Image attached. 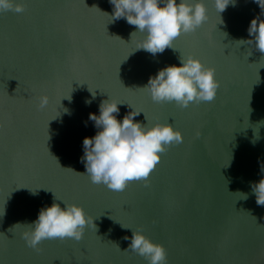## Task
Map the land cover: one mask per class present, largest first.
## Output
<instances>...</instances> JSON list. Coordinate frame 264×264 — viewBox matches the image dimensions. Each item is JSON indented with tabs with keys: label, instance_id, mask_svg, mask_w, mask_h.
I'll return each instance as SVG.
<instances>
[{
	"label": "water",
	"instance_id": "95a60500",
	"mask_svg": "<svg viewBox=\"0 0 264 264\" xmlns=\"http://www.w3.org/2000/svg\"><path fill=\"white\" fill-rule=\"evenodd\" d=\"M22 2V12L0 10V264H148L128 249L132 233L121 225L160 243L165 264H264V205L250 187L264 166V53L237 41L250 38L253 17L264 19L255 0L221 13L203 0L206 21L155 55L132 52L144 33L130 39L135 26L111 21L109 0ZM180 55L214 68L212 101L180 107L139 88ZM109 97L121 102L118 120L141 111L134 121L169 122L182 133L146 180L123 191L83 174L82 140L97 131L89 113ZM53 193L79 204L96 227L79 241L29 247V226L16 223L33 221Z\"/></svg>",
	"mask_w": 264,
	"mask_h": 264
},
{
	"label": "clouds",
	"instance_id": "9594fccd",
	"mask_svg": "<svg viewBox=\"0 0 264 264\" xmlns=\"http://www.w3.org/2000/svg\"><path fill=\"white\" fill-rule=\"evenodd\" d=\"M109 2L113 6L112 12L105 13L111 17V21L124 18L128 24L135 26V30L130 33V39L136 32L144 33L143 39L136 44L132 52L143 49L155 55L163 52L166 47L175 49L173 41L182 32L194 31L207 19V9L203 0H109ZM213 2L218 13H221L230 3L235 5L236 0ZM255 3L259 5L261 13H264V0H255ZM0 10L19 13L24 10V4L22 0H0ZM247 31L250 38L237 41L254 46L264 53V19L253 17L249 21ZM178 60V64H166L159 68L154 75L149 76L146 84L139 88L145 89L155 102H175L180 107H188L190 103L195 102L212 101L218 89L214 68L205 66L193 55H180ZM90 92L95 98V92ZM65 98L71 99L70 95ZM47 103V96L42 94L38 100V107L44 108ZM85 103L90 104L91 100L86 99ZM120 103L110 97L101 100L98 113L90 112L88 116L97 131L93 136H85L82 140L81 159L85 167L83 174H86L92 183L103 184L113 191H123L130 181L146 180L159 161L160 154L166 150V146L182 142V133L169 122L134 121L133 117L141 111L131 110L118 120L116 114L119 112ZM64 111L67 112L68 109L65 108ZM256 139H259L258 134L251 142L254 144ZM260 167L262 173L260 178L250 182V187L256 203L264 205V166L261 164ZM38 189L29 191L36 195ZM243 194V198L246 199L247 194ZM57 201H61L63 206ZM4 211L3 207L0 216H3ZM16 224L29 226V231L23 233V238L32 248H36L44 239L71 238L79 241L86 226L96 227L94 219L88 217L79 204L62 201L54 193L52 203L41 207L33 221ZM121 226L129 228L132 233L131 237H124L125 240H130L128 249L144 256L148 264H165L166 252L160 243L152 241L142 231Z\"/></svg>",
	"mask_w": 264,
	"mask_h": 264
},
{
	"label": "snow or ice",
	"instance_id": "6c2138e0",
	"mask_svg": "<svg viewBox=\"0 0 264 264\" xmlns=\"http://www.w3.org/2000/svg\"><path fill=\"white\" fill-rule=\"evenodd\" d=\"M158 162H159V161H158ZM158 162L156 163V165L158 164ZM156 165H155V166H156ZM155 166L153 167V169L151 170V172L154 171ZM151 172H150V173H151ZM150 173H149V175H150ZM149 175H148V176H149Z\"/></svg>",
	"mask_w": 264,
	"mask_h": 264
}]
</instances>
